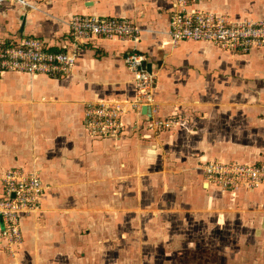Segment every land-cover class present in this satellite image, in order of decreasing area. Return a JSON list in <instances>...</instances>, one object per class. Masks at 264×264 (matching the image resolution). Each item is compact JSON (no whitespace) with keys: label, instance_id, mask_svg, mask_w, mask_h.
I'll use <instances>...</instances> for the list:
<instances>
[{"label":"crops","instance_id":"0c3cea01","mask_svg":"<svg viewBox=\"0 0 264 264\" xmlns=\"http://www.w3.org/2000/svg\"><path fill=\"white\" fill-rule=\"evenodd\" d=\"M25 1L0 0V49L37 37L49 50L75 53L77 61L66 75L7 71L0 77V195L2 176L12 168L39 171L45 185L40 211L23 218L24 240L15 253L0 242V264H115L116 226H141L140 212L152 207L157 218L144 226L158 227L148 240L160 244L153 253L145 249L149 264H180L190 250L182 249L195 248L203 240L196 233L217 219L264 224V185L224 191L205 180L202 168L209 160L264 161V47L234 52L212 42L173 44L169 0ZM197 6L238 20L264 18V0H207ZM78 13L130 18L142 28L141 36L81 43L70 27ZM131 52L143 54L144 67L157 73V114L181 119L142 140L124 136L146 123L145 117L129 114L121 138L92 137L84 124L89 102L136 95L134 73L125 63ZM143 133L151 135L147 129ZM116 172L124 180L119 189ZM143 178L156 184L144 186ZM164 193L179 197L174 205L197 213L194 226L204 228L194 229L189 219L191 239L167 235L173 221L162 220ZM131 206L138 220L102 216ZM209 239V244L230 242ZM106 242H112L110 251Z\"/></svg>","mask_w":264,"mask_h":264},{"label":"built area","instance_id":"2783aa9c","mask_svg":"<svg viewBox=\"0 0 264 264\" xmlns=\"http://www.w3.org/2000/svg\"><path fill=\"white\" fill-rule=\"evenodd\" d=\"M17 1V0H15ZM27 3L25 0H20ZM207 0H169L171 7L168 35L173 44L193 40L212 42L228 51L248 52L264 47V18L235 19L230 14L208 11L197 6ZM75 39L88 43L95 38L138 40L142 28L127 17L75 14L70 22ZM77 55L53 51L37 37L20 38L0 49V77L4 72L66 75L76 66ZM146 57L131 52L125 56L127 67L134 73L136 95L132 98L89 102L84 111V124L96 137H116L127 126L125 116L145 117L153 130L173 128L175 119L159 116L155 96L157 73L144 67ZM205 180L224 191L264 185V161L209 160L203 165ZM0 195V242L10 252L23 242L24 216L37 213L45 185L39 171L12 168L2 176Z\"/></svg>","mask_w":264,"mask_h":264},{"label":"rangeland","instance_id":"374dc122","mask_svg":"<svg viewBox=\"0 0 264 264\" xmlns=\"http://www.w3.org/2000/svg\"><path fill=\"white\" fill-rule=\"evenodd\" d=\"M172 118V116H169ZM173 119L177 121V119H181L180 117L173 116ZM136 127L128 132L124 136H132L142 140H148L160 133L162 130H153L148 123H142L140 125H135ZM87 129V128H86ZM147 129L151 131V135L143 133V130ZM172 129V128H171ZM167 130V129H166ZM170 130V129H168ZM88 134L92 137L93 136L89 133ZM148 133V132H146ZM121 138L122 135L116 136ZM99 138V137H97ZM135 168V167H134ZM120 172L115 173L114 175V187L119 189L122 187L123 178L120 177ZM150 178H143L142 183L144 186H154L156 183L153 180H149ZM137 180L131 178L130 184L133 187H137ZM159 185V184H158ZM137 191L138 187L135 188ZM170 193H164L162 196L163 203L161 204L163 217L162 220L164 221H173L172 224L166 226V230L169 231L167 234L168 236H181L183 239H191V235H193V227L195 228H204L203 226H194V220L197 221V213L196 216L191 214L189 209L185 208V205H174L173 199L179 198L177 195H168ZM159 196V197H160ZM94 197V196H93ZM132 198H135L132 195ZM94 199V198H93ZM179 203V202H177ZM132 209L123 211L122 209L116 210L114 213L103 211L105 219H109L107 214L114 215L116 219L119 221L121 220V216L123 218L130 219L131 221L138 220L139 213L137 210ZM155 208L149 209L148 211L140 212L142 219L144 222H141V226L137 225L136 223H123L119 222L120 225L116 226L115 231V247L112 246L111 248L115 249V264H122L123 262H127V264H144L145 258V249L148 246L149 253H153L156 251L157 245L160 243H156L155 241H149L148 237L153 234L158 227L150 225L144 226V223L150 221L151 219L157 218L154 216ZM179 209V210H178ZM93 212V211H92ZM95 214V213H93ZM213 218L215 219L214 214ZM217 217V216H216ZM191 220V226H188V220ZM217 221H219L217 219ZM216 221V224H212V226L206 227L205 231L197 232L196 234H200L203 236V240L200 242L198 241L194 244L195 248H183L182 250L187 251V254H184L182 258L178 259L180 264H264V224L259 223L252 226H239L238 222L235 223L233 218H222L220 220V224ZM116 223V222H115ZM175 223V224H174ZM196 224V223H195ZM165 227V226H164ZM101 229V228H99ZM162 229V228H161ZM141 230L143 233L141 234ZM147 231V232H146ZM83 234H89L84 229ZM149 234V235H146ZM195 235V234H194ZM239 238L236 239V236ZM258 236V238L255 237ZM209 236L221 238L222 240L226 239L228 244L225 245L224 243H220L219 241H214L211 239V243L209 244ZM147 238V239H146ZM181 238V239H182ZM240 238L242 240H240ZM141 239V240H140ZM238 240L240 241L238 243ZM125 241V242H124ZM148 242H150L148 244ZM232 243V245H231ZM107 247L110 248L112 245L111 243L106 242ZM188 245V244H186ZM106 247V246H105ZM109 249V251L111 250ZM144 248V249H143ZM157 248V249H156ZM194 251V252H193ZM239 255V256H238ZM124 256V257H123ZM129 256V257H128ZM125 258V259H124ZM254 259L257 261L254 262ZM126 264V263H125ZM145 264H149L146 263Z\"/></svg>","mask_w":264,"mask_h":264}]
</instances>
